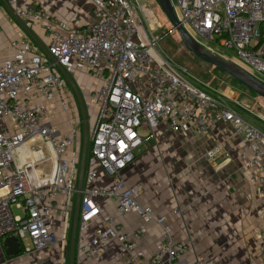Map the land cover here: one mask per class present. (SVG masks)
Instances as JSON below:
<instances>
[{
	"label": "built area",
	"instance_id": "obj_1",
	"mask_svg": "<svg viewBox=\"0 0 264 264\" xmlns=\"http://www.w3.org/2000/svg\"><path fill=\"white\" fill-rule=\"evenodd\" d=\"M6 2L27 29L41 27L45 49L67 73L97 85L86 95L97 117L85 161L77 232L96 220L100 225L80 254L97 261L115 242L128 264H187L182 257L189 243L175 242L164 217L141 206L140 188L124 186L119 173L142 143V129L162 122L173 132L212 134L220 121L241 138L238 159L256 174L263 202L259 250L264 264V133L188 83L185 70L146 37L140 10L127 0H91L94 22L71 31L44 10ZM173 9L188 35L203 38L209 47L194 39L199 45L264 83V0H176ZM7 46L10 53L0 58V241L15 238L21 253H31L54 245L55 219L68 224L81 136L75 128L64 134L52 122L58 112L70 111L63 96L65 80L53 64L26 34ZM100 170L112 177L111 188L98 185ZM106 197L117 198L120 214L135 213L161 228L162 239L149 262L136 251L140 230L124 233L110 218L101 217L97 200ZM11 206L21 214H13ZM193 264L215 263L198 259Z\"/></svg>",
	"mask_w": 264,
	"mask_h": 264
},
{
	"label": "crops",
	"instance_id": "obj_2",
	"mask_svg": "<svg viewBox=\"0 0 264 264\" xmlns=\"http://www.w3.org/2000/svg\"><path fill=\"white\" fill-rule=\"evenodd\" d=\"M15 2L18 7L44 10L50 17L63 21L68 31L94 22L91 0ZM31 32L45 48L46 39L41 27L36 26ZM23 34L0 0L1 59L10 53L8 42ZM76 77L77 81L80 79L86 84L83 89L87 92L97 86L79 75ZM218 104L223 106L220 100ZM69 120L63 122L64 127L57 123L56 117L52 122L59 130L69 133L73 129ZM217 124L218 131L202 135L173 132L162 122H157L152 130L142 129L139 132L142 143L134 150L132 162L119 175L124 186L140 188L139 204L164 217L175 242L189 243L182 257L187 264L198 259L215 264H261L259 242L263 202L258 193L256 174L244 169L238 159L241 138L227 124L220 121ZM207 153H211V158L206 157ZM98 177L100 187L113 186L112 177L101 170ZM74 200L75 195L68 220L67 242L62 233L61 240L55 245L29 253L28 260H19L20 264H68ZM97 205L101 217L110 218L121 232L141 231L136 251L144 262H149L162 239L161 228L154 223H144L135 213L120 214L116 197L98 199ZM53 223L55 226L60 224L58 219ZM99 225L96 220L81 234L76 231L73 264H128L119 256L115 242L97 261L86 260L80 254V247ZM21 254L12 259L7 257L6 262L22 257Z\"/></svg>",
	"mask_w": 264,
	"mask_h": 264
},
{
	"label": "rangeland",
	"instance_id": "obj_3",
	"mask_svg": "<svg viewBox=\"0 0 264 264\" xmlns=\"http://www.w3.org/2000/svg\"><path fill=\"white\" fill-rule=\"evenodd\" d=\"M129 3L135 5V10H137V15L142 25L144 34L149 40L157 41L156 49L161 52V54L175 66L180 67L185 70L184 74L185 79L193 87H195L200 92L207 95L216 103H219V100L223 103V106L237 115L256 128L257 130L264 133V100L258 96L246 91L238 83L232 80L227 75L219 72L213 67L197 60L190 53H188L181 43L179 42L175 33H170L165 37L161 38L164 33L169 29V24L166 18L158 10L156 4L153 0H127ZM173 7L176 6V0H170ZM194 39L203 46L209 47L208 43L201 37L193 35ZM160 38V39H159ZM45 42V41H43ZM46 43V42H45ZM226 58L234 61L241 67H246L234 59L233 54L226 53L224 55ZM58 72V71H57ZM72 78L77 81V77L71 74ZM79 79V78H78ZM80 80V79H79ZM77 81V86L81 92L83 102L86 107V124H87V156L91 148V135L92 129L97 117V109H93L88 105L89 101L86 98L87 91L84 90L86 84L80 80ZM94 87V85H91ZM216 91V92H215ZM220 94L222 98L218 95ZM64 99L70 104V111L67 113L58 112L56 114L57 123L64 125V121L68 118L71 121L73 128L78 130L77 136H81V118L79 115V109L77 102L75 100L74 94L71 89L67 88L63 93ZM237 102L238 105L233 104L232 102ZM55 125V124H54ZM62 133H66L62 131ZM77 143H75V148ZM18 159H21V156H17ZM74 198V196H72ZM11 211L13 214H21V210H17L14 206H11ZM71 220V219H70ZM55 233L57 236L56 242L54 245L61 239L59 236L64 233V241L67 242L68 238V224L63 226L58 224L54 225ZM53 246V245H52ZM66 246V244H65ZM23 254V255H22ZM22 257L15 259L13 261L6 262V258L1 247H0V264H20L19 260H28L30 254L22 253ZM21 262V263H22ZM23 264V263H22Z\"/></svg>",
	"mask_w": 264,
	"mask_h": 264
},
{
	"label": "water",
	"instance_id": "obj_4",
	"mask_svg": "<svg viewBox=\"0 0 264 264\" xmlns=\"http://www.w3.org/2000/svg\"><path fill=\"white\" fill-rule=\"evenodd\" d=\"M153 1L156 4L158 10L166 18L169 24V29L167 30L166 33H164V35L161 36V38L165 37L170 33H175L183 48L188 53H190L194 58L213 67L219 72L227 75L236 83H238L241 87H243L246 91L264 100V83L252 77L251 75L247 74L237 65L211 54L209 51H207L201 45H199L194 39H192L177 21L170 0H153ZM1 2L7 14L19 26V28L29 37V39L33 42V44L41 50V52L48 58V60L53 64V66L58 71V73L65 80V83L68 85V87L71 89V91L74 94L79 109V115L81 118V128H82L81 149H80L79 166L77 173V185L75 192L74 208H73L72 222L70 228L69 256H68V264H73L74 243H75V235L77 231V223H78V215H79L80 193L83 184L85 161L87 156L88 138H87V124H86V107L83 102L81 92L77 84L75 83V80L72 78V76L69 73H67L48 54L47 50L40 44V42L36 39V37L31 32V30L27 29L24 26L22 21L15 15L13 10L7 5L6 0H1ZM0 245L1 248L3 249L4 255L10 259L21 254V248L19 247V243L15 238L12 237L6 238L0 243Z\"/></svg>",
	"mask_w": 264,
	"mask_h": 264
},
{
	"label": "trees",
	"instance_id": "obj_5",
	"mask_svg": "<svg viewBox=\"0 0 264 264\" xmlns=\"http://www.w3.org/2000/svg\"><path fill=\"white\" fill-rule=\"evenodd\" d=\"M75 83H76V82H75ZM66 87L69 88L67 84H66ZM69 89H70V88H69ZM80 147H81V143H80ZM0 243H1V241H0Z\"/></svg>",
	"mask_w": 264,
	"mask_h": 264
}]
</instances>
